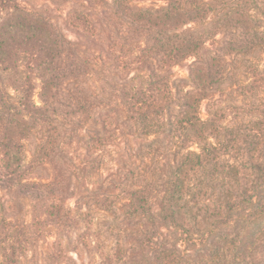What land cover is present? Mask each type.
<instances>
[{
	"label": "trees",
	"instance_id": "1",
	"mask_svg": "<svg viewBox=\"0 0 264 264\" xmlns=\"http://www.w3.org/2000/svg\"><path fill=\"white\" fill-rule=\"evenodd\" d=\"M150 1L112 0L110 20L74 10L76 42L0 0V264L77 229L100 264H264V118L214 101L228 69L264 55V0ZM249 71L264 88V68ZM23 200L35 235L5 215Z\"/></svg>",
	"mask_w": 264,
	"mask_h": 264
},
{
	"label": "rangeland",
	"instance_id": "2",
	"mask_svg": "<svg viewBox=\"0 0 264 264\" xmlns=\"http://www.w3.org/2000/svg\"><path fill=\"white\" fill-rule=\"evenodd\" d=\"M23 7L31 11H39L47 15L52 23L56 25L70 41H80V38L76 33L71 32L66 27V21L72 17V12L74 10L82 11L92 18L99 14V17H103L106 20L111 12V3L112 0H87L86 3L84 0H17ZM152 3L157 6L165 5L164 0H156L150 2H144L142 4L151 5ZM250 16L252 19H263L260 13L251 8ZM7 12L3 10L2 5L0 4V24L5 18ZM108 20L110 18L108 17ZM121 31L125 32L120 28ZM111 30L107 29L102 35L103 47L106 49L110 45V40H107ZM94 37V34L91 36ZM218 37L217 39H219ZM123 43L124 50L120 52V61L124 59V55L129 57V50L133 49L132 40L130 35H125L124 40H120ZM209 46V44L207 45ZM107 55V54H106ZM122 57V58H121ZM261 57V53L256 55H250L242 58V61L239 63V68L237 70L228 69L225 73V80L220 88L218 95L214 98V101H221L222 107H230L232 116L237 119L242 120H252L255 116L260 120L264 118L263 105H264V88L260 82L252 83L250 79L251 74L249 73V68H258L263 70L264 62ZM191 61L186 62L181 66H177L173 69L176 78H185L188 76V70L186 65L190 64ZM120 68H123L124 65L118 64ZM135 72V71H134ZM10 79H6V83L10 82ZM37 89L41 85L39 80H35ZM35 101L39 102V90L35 91ZM208 101H205L201 107V117L203 119L208 118ZM257 106H260L257 108ZM39 137V136H37ZM33 141V140H32ZM8 199V195L5 194L0 189V201L5 204ZM24 201V208L22 213L19 212L14 203L6 205V217H9V221L16 224L18 227L29 230L31 235H35L39 227L34 224L32 213L29 211L28 201ZM67 205L73 207L74 201L68 200ZM264 219V218H263ZM86 231L82 229L80 231L75 230L72 233L65 235L63 240L60 235L55 232H52V235L48 234L42 240H32L31 248L20 258L18 264H100L101 259L96 257L95 251L85 246L82 241V236ZM91 234V230L88 231ZM104 237V236H103ZM21 240V235L19 236ZM115 237L107 235L106 239L104 238V247L103 249L108 251L113 247L115 243ZM59 241V243H58ZM59 245V247H58ZM110 251V250H109ZM120 264V263H115Z\"/></svg>",
	"mask_w": 264,
	"mask_h": 264
}]
</instances>
